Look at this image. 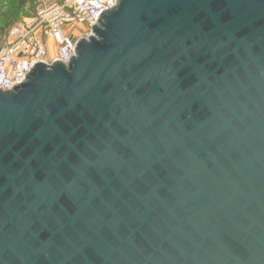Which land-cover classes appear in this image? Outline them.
Returning <instances> with one entry per match:
<instances>
[{"label": "water", "instance_id": "water-1", "mask_svg": "<svg viewBox=\"0 0 264 264\" xmlns=\"http://www.w3.org/2000/svg\"><path fill=\"white\" fill-rule=\"evenodd\" d=\"M0 264H264V0H117L0 88Z\"/></svg>", "mask_w": 264, "mask_h": 264}, {"label": "built area", "instance_id": "built-area-1", "mask_svg": "<svg viewBox=\"0 0 264 264\" xmlns=\"http://www.w3.org/2000/svg\"><path fill=\"white\" fill-rule=\"evenodd\" d=\"M117 0H52L36 15L11 27L10 38L0 49V88L21 83L40 60H70L80 38L91 34L99 15Z\"/></svg>", "mask_w": 264, "mask_h": 264}, {"label": "rangeland", "instance_id": "rangeland-1", "mask_svg": "<svg viewBox=\"0 0 264 264\" xmlns=\"http://www.w3.org/2000/svg\"><path fill=\"white\" fill-rule=\"evenodd\" d=\"M52 0H0V49L9 40L11 27L33 18L38 9Z\"/></svg>", "mask_w": 264, "mask_h": 264}]
</instances>
